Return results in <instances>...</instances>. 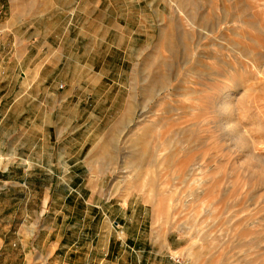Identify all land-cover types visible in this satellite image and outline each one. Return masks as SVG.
I'll return each mask as SVG.
<instances>
[{"label": "rangeland", "instance_id": "1", "mask_svg": "<svg viewBox=\"0 0 264 264\" xmlns=\"http://www.w3.org/2000/svg\"><path fill=\"white\" fill-rule=\"evenodd\" d=\"M60 2L88 35L38 90L69 101L15 114L82 169L0 182V264H264V0Z\"/></svg>", "mask_w": 264, "mask_h": 264}, {"label": "crops", "instance_id": "2", "mask_svg": "<svg viewBox=\"0 0 264 264\" xmlns=\"http://www.w3.org/2000/svg\"><path fill=\"white\" fill-rule=\"evenodd\" d=\"M9 2L10 16L6 25L0 26V48L9 49L10 54L0 57V169H8L10 173H0V182L7 185L11 181V175L23 176L28 171L25 167L28 161L32 162L35 169H40V163L44 162L51 152H55L53 160L59 164L52 165L55 167L53 171L56 173L59 171L58 173L65 176H77L82 169L77 154L63 153L61 147L44 153L46 144L44 141L41 144L37 138H34L36 142L31 147L32 152H29L26 142L29 137L28 126L27 122L24 124L22 121L26 118L25 113L22 111L15 114L16 109L29 103L32 107L46 108L54 105L63 106L69 101L68 96L59 93L60 89L57 86H54V91L51 87L38 89L42 86L39 82L46 76L47 80L51 79L52 82L58 77L62 64H73L66 53V48L75 46L80 35L85 37L88 35L80 28L79 35L73 36L75 33L73 22L78 12V8L75 7L77 2L69 6H62L60 0H9ZM35 25L40 27L35 28ZM20 29L23 30V35H16ZM34 50H38L41 56L31 57L30 54ZM13 51L16 52L15 55ZM43 83L45 85L47 81ZM34 87L37 90H33ZM62 88L64 89V86ZM32 92H36L38 96L42 93L45 97L41 100L38 98L29 100L32 99ZM49 127H54L56 135L57 127L53 123ZM55 138L58 140L57 136ZM40 144L43 153L40 158H36L39 156L37 150ZM1 190L0 196L7 193ZM60 244H57L58 248ZM97 254L100 256L99 252Z\"/></svg>", "mask_w": 264, "mask_h": 264}, {"label": "bare ground", "instance_id": "3", "mask_svg": "<svg viewBox=\"0 0 264 264\" xmlns=\"http://www.w3.org/2000/svg\"><path fill=\"white\" fill-rule=\"evenodd\" d=\"M258 147V146H257ZM254 152V151H253ZM255 167V166H254ZM259 168H260V166H259Z\"/></svg>", "mask_w": 264, "mask_h": 264}]
</instances>
